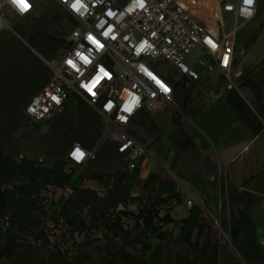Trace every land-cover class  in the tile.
Instances as JSON below:
<instances>
[{"label": "crops", "instance_id": "1", "mask_svg": "<svg viewBox=\"0 0 264 264\" xmlns=\"http://www.w3.org/2000/svg\"><path fill=\"white\" fill-rule=\"evenodd\" d=\"M261 8L259 0L252 24L257 33L242 28L237 35V48L245 53L235 61L242 74L236 87L227 91L211 83L215 89L195 112L182 107L177 88L175 105L142 112L135 124L149 152L134 169L118 157L112 174L93 160L80 173L49 172L55 186L48 190V203L34 208L54 230L37 237L39 220L32 239H58L67 251L62 258L72 264H264ZM78 191L86 193L84 199L75 198ZM110 215L112 220L106 219ZM110 224L116 226L113 256L106 257L104 245H83L94 231L106 242Z\"/></svg>", "mask_w": 264, "mask_h": 264}, {"label": "built area", "instance_id": "2", "mask_svg": "<svg viewBox=\"0 0 264 264\" xmlns=\"http://www.w3.org/2000/svg\"><path fill=\"white\" fill-rule=\"evenodd\" d=\"M53 1L76 24L69 31L68 48L47 62L49 77L31 98L25 115L33 123H43L60 115L74 96L85 99L105 125L97 147L112 143L129 169L136 168L149 152L135 124L142 112H160L175 105L181 83L204 95L214 73L219 77L218 88L220 84L227 91L236 87L242 74L234 65L243 54L237 48V35L255 22L259 10V0L251 5L244 0H79L83 5L79 11L71 7L77 0ZM25 2L28 10L21 12L18 0L17 5L0 0V21L8 25L10 14L18 19L31 17L35 3ZM225 15L234 17L230 30L225 28ZM89 35L103 47L88 40ZM69 60L75 67L67 63ZM161 62L172 72L167 73L166 64ZM100 68L108 75L99 72ZM96 76L101 79L93 87ZM77 148L84 153L79 160L73 156ZM96 150L76 142L67 159L81 167L95 158ZM187 205L193 209L195 201ZM214 225L218 228L217 221Z\"/></svg>", "mask_w": 264, "mask_h": 264}, {"label": "rangeland", "instance_id": "3", "mask_svg": "<svg viewBox=\"0 0 264 264\" xmlns=\"http://www.w3.org/2000/svg\"><path fill=\"white\" fill-rule=\"evenodd\" d=\"M33 1L35 10L31 17L18 19L10 14L12 19L8 25L0 21L4 26L0 27V264H72L62 258L61 251L66 249L56 243L58 239H32L39 220L41 227L35 228L36 235L39 232L37 237L47 238L54 230L52 225H43L48 217L39 214L34 206L48 203V190L55 186L49 172L76 174L82 171L66 157L74 143L97 148L93 162L106 174L116 171L118 156L112 143L97 147L105 125L85 99L74 96L60 115L43 123H33L25 115L31 98L49 77L47 62L60 57L68 48L69 31L76 24L55 1ZM260 7L264 13V0H260ZM234 24L233 16H224L226 30L232 29ZM252 24L243 27L245 33H257L258 29H252ZM239 52L245 53L241 49ZM165 70L172 72L167 64ZM211 79L216 86L218 74L214 73ZM214 87H206L204 95L185 85L179 87L184 98L182 107L197 111V107L210 98ZM73 183L80 186L77 180ZM42 189L46 192L39 195ZM85 194L78 191L74 195L78 200L84 199ZM106 219L112 220V215ZM106 229L109 231L104 234L106 242L97 239L94 231L95 237L83 239V245L94 248L104 245L109 257L116 249L114 236H111L116 226L110 224Z\"/></svg>", "mask_w": 264, "mask_h": 264}, {"label": "snow or ice", "instance_id": "4", "mask_svg": "<svg viewBox=\"0 0 264 264\" xmlns=\"http://www.w3.org/2000/svg\"><path fill=\"white\" fill-rule=\"evenodd\" d=\"M244 2H245L246 4H249V5L252 4V0H244ZM78 5H79V6H78ZM141 6H143V5L141 4ZM71 7H72L74 10L79 11V8H80V7H83V5L79 3V0H77L76 3H73V4L71 5ZM27 10H28V8H27V9H21V11H27ZM104 35L107 36L108 33L105 32ZM87 39L90 40L92 43L96 44L97 47H103V45H101V44L99 43V41L96 40L95 37L89 35V36L87 37ZM77 55H81V54H80V53H77ZM81 59H83L86 63H89V62H90V61H88L87 57H84V56H82V55H81ZM225 60H227V57H225ZM67 63H68L69 65L75 67V64L73 63V61L69 60V61H67ZM99 72L104 73V75H108L107 72H105V70H104L103 68H100V69H99ZM100 79H101L100 76H96V77L93 78V82H92V83H93V87L95 86V84H98V83H99ZM157 83H159V81H157ZM161 86L163 87V85H161ZM88 90H89V91H92L91 88H89ZM165 91H167L166 88H165ZM92 94L95 95L94 92H93ZM53 99H56V98L53 97ZM31 110H32V111H35V109H31ZM126 110H127V111H130L131 109H130V108H127ZM73 156H74V158H76L77 160H79V159L83 158L84 153H83L79 148H77V149L73 152Z\"/></svg>", "mask_w": 264, "mask_h": 264}, {"label": "clouds", "instance_id": "5", "mask_svg": "<svg viewBox=\"0 0 264 264\" xmlns=\"http://www.w3.org/2000/svg\"><path fill=\"white\" fill-rule=\"evenodd\" d=\"M9 3L13 4V5H17V0H8ZM19 2V10L21 11V9H27L28 5L25 2V0H18ZM254 2V0H252V3ZM21 12H25V11H21ZM0 27H4L3 25H0Z\"/></svg>", "mask_w": 264, "mask_h": 264}, {"label": "trees", "instance_id": "6", "mask_svg": "<svg viewBox=\"0 0 264 264\" xmlns=\"http://www.w3.org/2000/svg\"><path fill=\"white\" fill-rule=\"evenodd\" d=\"M184 85H185L187 88H188V87H191V88L194 89V87H192V86H187L185 83H181V84H179V85H178V88L181 87V86H184ZM188 89H190V88H188ZM187 91H189V90H187ZM199 92H201V91H199ZM87 148H88V147H87ZM1 196H2V194H1V189H0V197H1ZM165 219H166V222H168V223L173 222V220H172L170 217H166Z\"/></svg>", "mask_w": 264, "mask_h": 264}, {"label": "bare ground", "instance_id": "7", "mask_svg": "<svg viewBox=\"0 0 264 264\" xmlns=\"http://www.w3.org/2000/svg\"><path fill=\"white\" fill-rule=\"evenodd\" d=\"M212 9H213V6L209 8V10H210V13H211Z\"/></svg>", "mask_w": 264, "mask_h": 264}]
</instances>
